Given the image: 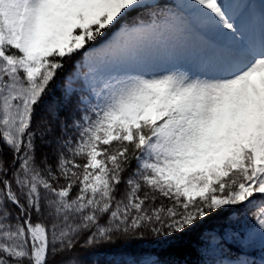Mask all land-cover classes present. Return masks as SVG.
I'll return each instance as SVG.
<instances>
[{
    "label": "snow or ice",
    "instance_id": "6c2138e0",
    "mask_svg": "<svg viewBox=\"0 0 264 264\" xmlns=\"http://www.w3.org/2000/svg\"><path fill=\"white\" fill-rule=\"evenodd\" d=\"M223 213L198 264H264V3L0 0V264H164Z\"/></svg>",
    "mask_w": 264,
    "mask_h": 264
},
{
    "label": "trees",
    "instance_id": "16d2710c",
    "mask_svg": "<svg viewBox=\"0 0 264 264\" xmlns=\"http://www.w3.org/2000/svg\"><path fill=\"white\" fill-rule=\"evenodd\" d=\"M81 56H77L74 61L69 62L66 67V72L61 75L57 81L56 95L59 96L62 87L61 81L66 75H68L73 69V64L75 61L79 60ZM43 108L38 110L37 122L40 121L41 117L45 114ZM43 151H49V149L44 148ZM9 162L12 159L11 153H7L5 157ZM236 213H223L214 214L212 217L206 219L198 228L186 233L181 237H176L167 240L166 243H155L156 240H164L163 237H152L145 236L144 242L137 246L138 249H144L151 254V258L156 260H161L164 264H198L200 256L198 255L199 246L201 243V234L207 235L210 230H220V227L225 223V218L229 217L231 219L236 218ZM123 247L120 241L112 246L111 249L102 248L99 250L98 255L92 256L93 264L97 259L111 261L114 259H120L121 257L116 255L115 249ZM235 254V251H234Z\"/></svg>",
    "mask_w": 264,
    "mask_h": 264
},
{
    "label": "rangeland",
    "instance_id": "374dc122",
    "mask_svg": "<svg viewBox=\"0 0 264 264\" xmlns=\"http://www.w3.org/2000/svg\"><path fill=\"white\" fill-rule=\"evenodd\" d=\"M255 3L260 4V3H264V0H255ZM100 49L97 50V52L99 53ZM89 56L93 55V54H88ZM85 63L84 57H81L80 61L74 64V68L71 71V73H82L84 71H87L86 67H83V64ZM160 67H164V65L160 66ZM70 73V74H71ZM44 113V112H42ZM235 251V250H234ZM250 259L259 261L262 258H264V253L259 252L258 250L255 251L250 257Z\"/></svg>",
    "mask_w": 264,
    "mask_h": 264
}]
</instances>
